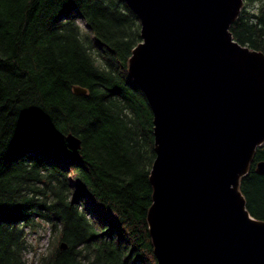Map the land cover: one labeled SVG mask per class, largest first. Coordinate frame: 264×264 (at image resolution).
Segmentation results:
<instances>
[{"label":"trees","instance_id":"16d2710c","mask_svg":"<svg viewBox=\"0 0 264 264\" xmlns=\"http://www.w3.org/2000/svg\"><path fill=\"white\" fill-rule=\"evenodd\" d=\"M229 29L264 53V0H243ZM140 40L123 0H0V264H157L153 115L127 75ZM259 162L264 144L239 190L264 221ZM42 223L51 247L27 261V231Z\"/></svg>","mask_w":264,"mask_h":264},{"label":"water","instance_id":"95a60500","mask_svg":"<svg viewBox=\"0 0 264 264\" xmlns=\"http://www.w3.org/2000/svg\"><path fill=\"white\" fill-rule=\"evenodd\" d=\"M123 1L141 36L127 75L153 115L147 226L157 264H264V221L239 190L264 144V53L229 29L243 0ZM255 171L264 175V162Z\"/></svg>","mask_w":264,"mask_h":264},{"label":"rangeland","instance_id":"374dc122","mask_svg":"<svg viewBox=\"0 0 264 264\" xmlns=\"http://www.w3.org/2000/svg\"><path fill=\"white\" fill-rule=\"evenodd\" d=\"M77 22L83 29H86V25L82 19H78ZM27 243L28 249L24 254V258L27 261L35 260L40 255L45 254L52 244L49 226L42 223L31 232L27 231Z\"/></svg>","mask_w":264,"mask_h":264}]
</instances>
